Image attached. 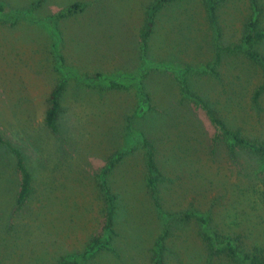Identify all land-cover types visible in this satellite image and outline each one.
I'll use <instances>...</instances> for the list:
<instances>
[{
    "label": "rangeland",
    "instance_id": "1",
    "mask_svg": "<svg viewBox=\"0 0 264 264\" xmlns=\"http://www.w3.org/2000/svg\"><path fill=\"white\" fill-rule=\"evenodd\" d=\"M247 20L264 29V0H0V137L32 188L18 207L0 144V264H203L210 229L264 254V160L206 110L264 147V39L244 44Z\"/></svg>",
    "mask_w": 264,
    "mask_h": 264
},
{
    "label": "trees",
    "instance_id": "2",
    "mask_svg": "<svg viewBox=\"0 0 264 264\" xmlns=\"http://www.w3.org/2000/svg\"><path fill=\"white\" fill-rule=\"evenodd\" d=\"M164 1V0H161ZM84 5L80 3L72 4L70 7L67 8L66 11L59 13V17L71 16L83 10ZM209 21L211 24L215 25V14L213 10L209 13ZM145 27L141 29V34L143 40H145L149 34L152 32L153 29V19L152 17H148V20L144 23ZM244 31H242L241 40L244 44L248 46H253L258 44L261 40L264 39V29L260 26L257 20H247L244 24ZM247 55L256 60V54L252 51H248ZM63 91V85L59 84L55 87L49 94L47 99V109L45 111V125L49 129H55L56 119L59 113L60 107V98ZM258 94L255 95L253 101H257ZM202 101V100H201ZM196 102V101H195ZM203 102V101H202ZM197 103V102H196ZM207 107L206 103L203 102V107ZM208 117L213 125L217 127L228 139L233 141V143L240 148L251 149L255 155H258L262 160H264V147L262 145H258L256 142L246 139L239 135V132L231 130L224 121L220 120L216 117L213 110L210 108H206ZM0 144H4L8 146L12 152L15 154L16 158V170L19 174V187L18 193L16 197V204L19 207L20 205L24 204L28 197L31 194V176L26 169L19 151L13 150L9 144L2 140L0 137ZM146 170L148 178L146 179L147 188L148 190L154 193L155 184H156V176H164L163 171L165 167L159 166V163L156 161V153L153 146L148 147V151L146 153ZM264 194V193H263ZM109 201L113 205V197L112 195L109 196ZM111 213H108L107 225L112 226V217ZM209 235L213 236H204L205 239L209 242L208 245L213 243L215 240L220 242V245L215 249L209 248L205 255H202V262L203 264H264V254L262 251H253V252H244L242 250H238L236 248V244L233 239H231L228 235H220L214 229H210ZM159 264V263H158Z\"/></svg>",
    "mask_w": 264,
    "mask_h": 264
}]
</instances>
